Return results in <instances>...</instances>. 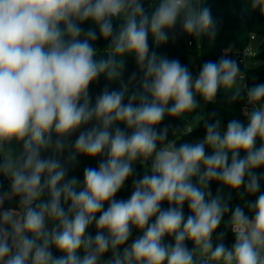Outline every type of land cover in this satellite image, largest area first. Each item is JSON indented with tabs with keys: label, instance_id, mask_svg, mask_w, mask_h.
I'll return each instance as SVG.
<instances>
[{
	"label": "clouds",
	"instance_id": "clouds-1",
	"mask_svg": "<svg viewBox=\"0 0 264 264\" xmlns=\"http://www.w3.org/2000/svg\"><path fill=\"white\" fill-rule=\"evenodd\" d=\"M250 7L264 16V0ZM177 25L189 37L217 35L206 0H0V177L9 185L0 180V264H264V174L255 171L264 168V83L249 87L232 55L205 61L194 77L152 48L150 39L157 48L175 42ZM128 56L137 68L128 83L105 84L93 103L90 85L101 75L121 80ZM221 89L246 101V123L231 119L222 130L212 112L204 137L182 143L190 124L158 127ZM79 155L103 157L82 181L67 178ZM130 177V197L116 199ZM225 187L241 199L260 194L245 200L246 213L230 206ZM228 213L230 248L225 232L213 240Z\"/></svg>",
	"mask_w": 264,
	"mask_h": 264
},
{
	"label": "trees",
	"instance_id": "trees-1",
	"mask_svg": "<svg viewBox=\"0 0 264 264\" xmlns=\"http://www.w3.org/2000/svg\"><path fill=\"white\" fill-rule=\"evenodd\" d=\"M207 5L212 10V15L214 19L217 21V35L215 38H211L207 35L197 39L195 37H189L180 32L179 25L176 28V39L175 42L169 41L167 44L161 45L158 48L153 44L152 40H149L150 45L154 48L158 53H166L169 58H178L182 64H187L192 71L193 65L191 63V57L194 56L195 63L200 66L208 60L217 61L221 55L228 54L233 48H246L250 43V37L252 34L263 35L264 36V16H261L258 11H252L250 7V0H206ZM147 2L145 3L146 6ZM116 26L119 25V21H114ZM85 29L89 27H93L91 22H86L82 25ZM98 32V29H97ZM190 41L192 44H190ZM107 45V41L103 38L94 42V46L99 50L100 55L96 58L99 59L106 53L104 49ZM255 58L260 62L257 66H252L247 70V80L249 87H251L254 83H264V49L258 50L255 55ZM126 69L123 72L121 80L109 82L105 79L103 75H101L98 79V82H93L90 85V94L92 97L93 103L95 102V97L101 92L105 84H109L110 89L112 88H120L121 83H128V76L131 72L136 71L135 59L132 56L126 57L125 60ZM231 92H218L217 96L212 103H207L205 112L202 115H197L196 113H189L186 115L185 119H176L169 116H165L164 120L158 125L159 128L164 127L166 124H170L173 127H178L181 130H184L186 125H191V131L189 133H185L182 137H177V139H181L178 143H182L185 141H191L202 139L205 135V129L202 124V118H208L209 122H213L216 117H210L209 114L212 112H216L218 118L223 121L226 125L231 119H239L242 123H246V117L243 115V100L231 101ZM127 102V100H125ZM90 126V125H89ZM120 127H124L123 124L119 125ZM79 133L77 132L72 136V141L74 142L76 136ZM173 136L172 129L170 128L168 134V140ZM174 137V136H173ZM175 139V137H174ZM260 141L257 140V147H259ZM207 151L211 152L210 149ZM47 155V153H45ZM67 153H65V156ZM241 157L245 156L246 153L241 152ZM103 159V157L98 156L96 158H89L84 155H79L77 158V162L73 164H68L69 172L68 177L71 178L73 176L77 177L79 180H83V171L86 167H98L99 161ZM136 172L139 176H142L145 172V166L139 164L138 162L135 164ZM257 174H264V168L255 169ZM132 179L130 177L125 184V187L122 188L116 195V199H127L130 197L132 193ZM0 180H3L4 188H8V181L0 177ZM220 185L217 182H211V189L213 195L216 194L217 188ZM232 192V199L230 201V206L232 208L240 205L241 207H245V211L247 213V208L245 206V200H255L256 196L260 193L258 192L255 195H247L244 199H241L240 195L236 191H232L225 187L223 189V194L227 195L228 192ZM244 189L241 187L239 192H243ZM260 192H264V179H261V187ZM47 199V197H44ZM5 207H17L15 202L6 203ZM107 204H105V208ZM168 203L162 202V208H167ZM184 213L185 217L191 214L188 209L187 203L184 205ZM230 213L226 214L224 219H230ZM95 226L94 224L89 227L88 232L92 235L95 234ZM140 233L137 230H133V236L130 238L129 243H131V239H135L137 235ZM166 242L174 243V239L170 236H166ZM186 245L189 249L193 247L191 241H186ZM53 252L55 255H60V253L53 248ZM82 254V253H81ZM110 253L105 254L104 259H108L110 257Z\"/></svg>",
	"mask_w": 264,
	"mask_h": 264
},
{
	"label": "built area",
	"instance_id": "built-area-1",
	"mask_svg": "<svg viewBox=\"0 0 264 264\" xmlns=\"http://www.w3.org/2000/svg\"><path fill=\"white\" fill-rule=\"evenodd\" d=\"M145 7H147V4H146ZM256 39H257V35L256 34H252L251 37H250V43H249V45L246 48H244V49L233 48L228 53V55H232L239 62L241 73L244 75L245 82L247 84H248L247 70L250 67H252V66L253 67L257 66L259 64V62H260L258 59L255 58V55L258 52V48H256V46L253 45V43H254V41ZM190 44H192L191 41H190ZM248 86H249V84H248ZM245 106H246V101L243 100V107H245Z\"/></svg>",
	"mask_w": 264,
	"mask_h": 264
},
{
	"label": "rangeland",
	"instance_id": "rangeland-1",
	"mask_svg": "<svg viewBox=\"0 0 264 264\" xmlns=\"http://www.w3.org/2000/svg\"><path fill=\"white\" fill-rule=\"evenodd\" d=\"M253 45H255L256 48H258V50L264 49V36L258 35L257 39L254 41ZM162 54H166V53H162ZM191 63L193 65V68H192L193 76L195 77L199 72V66L195 63L194 56L191 57ZM219 92H225V91L223 89H221ZM197 99L200 102V107H198L194 111V113H196L197 115L200 116L203 114V112H205L207 103L205 101H203V99H201L200 97H197ZM221 125H222V130H226L227 125L223 121H221ZM190 126H192V124ZM172 139H174L173 136L171 137L170 140H172ZM195 141H197V140H194L193 142H195Z\"/></svg>",
	"mask_w": 264,
	"mask_h": 264
},
{
	"label": "crops",
	"instance_id": "crops-1",
	"mask_svg": "<svg viewBox=\"0 0 264 264\" xmlns=\"http://www.w3.org/2000/svg\"><path fill=\"white\" fill-rule=\"evenodd\" d=\"M229 219H224V221H222L221 225L218 227V229L216 230V232H214L213 234V240L214 243L216 241V236L220 233V232H225V238H224V243L227 247H231L232 244L235 242V235L234 233L231 232V230L227 227L226 225V221Z\"/></svg>",
	"mask_w": 264,
	"mask_h": 264
}]
</instances>
